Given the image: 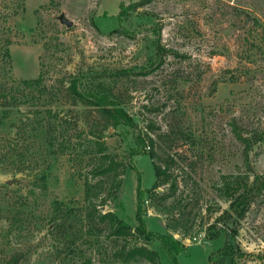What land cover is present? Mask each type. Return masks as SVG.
Instances as JSON below:
<instances>
[{
  "label": "rangeland",
  "instance_id": "1",
  "mask_svg": "<svg viewBox=\"0 0 264 264\" xmlns=\"http://www.w3.org/2000/svg\"><path fill=\"white\" fill-rule=\"evenodd\" d=\"M40 71L52 107L59 117L75 115L77 128L58 118L44 136L50 142L37 144L16 137L27 108L17 81ZM72 79L81 92L109 89L135 127H110L99 140L89 134L101 132L102 117L95 107L73 105ZM11 87L13 106L0 104V264H119L112 252L122 241L105 238L99 226L87 231L84 183L98 179L90 173L93 142H102L123 174L116 198L101 210L134 217L137 174L142 189L154 182L150 150L131 154L146 133L155 152L174 159L177 190L167 203L192 226L185 238L173 234L185 248L178 264H229L223 236H210L224 227L237 228L229 242L243 256L234 264H264V202L256 199L225 226L228 203L218 191L222 175L251 169L264 176V0H0V89L7 95ZM234 133L262 138L246 158ZM145 204L147 229L165 233V216ZM147 248L168 264L157 242Z\"/></svg>",
  "mask_w": 264,
  "mask_h": 264
},
{
  "label": "trees",
  "instance_id": "2",
  "mask_svg": "<svg viewBox=\"0 0 264 264\" xmlns=\"http://www.w3.org/2000/svg\"><path fill=\"white\" fill-rule=\"evenodd\" d=\"M121 12L123 11H120L118 16H120ZM5 53L9 56L8 49H6ZM129 70H118L115 74L125 75L131 72L132 69ZM17 85L19 86L18 91L20 93L18 99L24 102L27 107L25 119L19 121L16 126L15 133L18 139L28 142L33 141L39 144L42 139H46L44 137L45 134H50L51 126L58 118L64 119L61 123L66 124L68 128H77L75 115L59 117V112L52 107L56 101L53 99L51 87H48L44 83L42 71L34 79L17 81ZM67 88L74 94L72 97L73 105L82 103L95 107L102 117V121L100 122L101 132H89L92 136L98 135L95 137L96 139L99 140L100 135L110 127L116 128L120 125L131 129L135 127L131 116L120 107L118 100L111 98L109 89L99 86L93 91L81 92L77 88L76 79H72ZM4 91L6 90L0 89V104L6 107L11 106L13 100L16 99L14 96L16 93L15 89L11 87L7 95ZM82 132L79 131V133ZM234 134L236 139L243 144L246 158L253 145L261 141L262 138H257L254 133L245 137L241 133ZM79 136L77 135V137ZM47 137L48 140L52 139L51 136ZM48 140L46 139L47 142H50ZM134 142L136 146L131 151L132 155L146 154L144 147L150 150L147 154L151 159L153 169V185L148 189H142L140 187V176L137 174L136 210L134 217L126 216L124 219H120L112 211L103 212L101 207L105 206L109 200L116 198L121 183L120 176L123 174V164L105 152L102 142H93L97 154V164L93 166L90 173L98 179L94 183L87 180L84 183L83 200L85 206L83 219L88 224L87 231L93 235L96 226H99L98 233H104L105 238L122 241V244L112 252L113 258L119 264H129L135 260H145L149 264H161L158 262L157 253L147 248V244L152 242L159 244V249L168 259V264H178L177 256L185 248L179 240L173 237V234H182V238H185L184 236L189 234L192 226L189 225L187 227L189 218L177 210L176 206L167 203L177 190L176 178L173 177L171 172L174 159L172 156L160 155L157 151L155 152L154 140L148 133L143 138L138 136ZM130 167L136 170L133 165H130ZM46 168H49V165ZM161 186L167 187L159 192L158 188ZM218 191L220 198L228 203V209L224 210L220 215L221 219L224 220V225L237 224L245 216L249 206L256 199L264 202V176L253 174L251 169L244 174L222 175ZM146 200H148L150 208L165 216V228L167 230L165 233H158L147 229ZM62 223H60V227H62ZM132 224L135 225L132 226ZM214 226L211 225L209 227L213 228ZM236 234L237 228L235 227L232 233L229 232L227 227H224L210 234L212 240L223 236L224 243L221 248V255L222 259L228 261L229 264H234L236 259L243 256V253L239 250H234L229 242L230 238H233ZM140 239L143 244L137 243V240ZM82 264H90V262L85 261Z\"/></svg>",
  "mask_w": 264,
  "mask_h": 264
},
{
  "label": "water",
  "instance_id": "3",
  "mask_svg": "<svg viewBox=\"0 0 264 264\" xmlns=\"http://www.w3.org/2000/svg\"><path fill=\"white\" fill-rule=\"evenodd\" d=\"M58 20L60 21V23L64 24L67 28L71 27L73 24L71 20L64 18L62 15L58 17Z\"/></svg>",
  "mask_w": 264,
  "mask_h": 264
}]
</instances>
